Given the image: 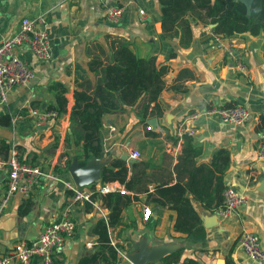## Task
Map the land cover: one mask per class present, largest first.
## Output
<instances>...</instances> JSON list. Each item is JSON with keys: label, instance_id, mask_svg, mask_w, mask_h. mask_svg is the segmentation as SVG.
Here are the masks:
<instances>
[{"label": "crops", "instance_id": "crops-1", "mask_svg": "<svg viewBox=\"0 0 264 264\" xmlns=\"http://www.w3.org/2000/svg\"><path fill=\"white\" fill-rule=\"evenodd\" d=\"M112 5L125 6L117 22L106 18V10ZM38 15L45 17L41 28L49 34L51 55L39 62L27 48L18 49L31 62L35 78L27 86L11 88L4 99L0 97V118L6 115L11 118L9 126L0 123V146L2 142L11 147L17 145L21 157L40 163L46 175L31 197L16 194L10 199L0 218V250L8 251L18 242L37 239L44 227L57 221L62 210L69 206L76 231L56 251L52 264H107L103 253L93 262L86 259L99 249L101 221L117 253V260L111 264H132L126 255L137 251L141 241L149 247L161 244L174 247L180 252L177 264L189 259L197 264H254L239 247L238 239L244 232L254 233L264 250V161L256 158L257 147L264 140V130L258 129L260 116L264 114L263 35L244 32L223 38L233 43L229 55L216 47L212 24L202 21H191L187 45L178 37H165L158 0H0V43L19 31L24 18ZM117 41H126L141 58L154 57L158 67L165 66L167 71L163 76L164 89L157 100L158 111L143 117L139 108H127L102 118L99 136L103 151L89 161L101 166L100 178L106 166L121 160L128 169L127 178L134 174L140 179L131 189L110 181L126 189L123 195L129 197L130 203L122 207L116 223V218H111L114 225L109 226L114 203L108 205L107 198L101 199L102 194L92 196L94 204L73 201L70 186L76 184L69 166L82 152V142L76 146L71 138L69 145L67 136L72 133L70 116L75 90L93 93L101 82V65L111 58ZM94 60L98 65L93 64ZM238 61L244 65V71L237 68ZM62 89L66 90L63 95L68 100L67 111L53 127H36L29 109L45 111L56 102ZM234 104H241L248 111V120L243 125L222 123L216 116L188 118L209 106ZM149 106L152 108L154 103ZM152 118L157 123L149 129L148 120ZM180 126L193 129L194 134L178 136ZM186 138L200 149L196 166L209 165L218 151H225L229 157L222 176L225 189L230 187L247 198L228 218L221 219L217 215L219 206L205 207L190 192H185L199 219L197 225L203 229L200 235L174 230L177 211L170 207L171 200L167 199L162 206L147 199L156 185H183L187 180L184 167H178ZM132 151L139 156L133 159ZM124 155L133 161L122 159ZM9 156V152L0 154V199L7 190L9 171L4 162ZM70 156L72 161L67 165ZM217 164L221 165L219 161ZM98 186L100 180L83 188L92 191ZM30 199L31 211L21 214L23 202ZM143 205L153 212L148 220L143 218ZM32 264L42 263L34 260Z\"/></svg>", "mask_w": 264, "mask_h": 264}, {"label": "trees", "instance_id": "trees-1", "mask_svg": "<svg viewBox=\"0 0 264 264\" xmlns=\"http://www.w3.org/2000/svg\"><path fill=\"white\" fill-rule=\"evenodd\" d=\"M162 34L165 37H178L184 45L191 38V21L198 20L206 24H212L211 31L221 38H228L235 34L247 32L251 35L262 34L264 38V0H251L247 7L241 0H158ZM94 60L93 64L98 65ZM102 64V63H100ZM101 82L97 83L93 93L85 90H75V104L73 105L70 120L72 133L68 134V144L73 138L76 146L82 142V152L77 154V159L82 166L86 165L89 158L96 157L103 151L100 140L102 118L108 113L124 111L127 108H139L141 116L149 112L158 111L157 100L164 89L165 66H159L154 57L141 58L137 56L126 41H117L113 54L108 61L101 65ZM98 72V71H96ZM62 89L56 97V102L45 111H57L61 116L67 111L68 100L63 95ZM150 103L154 106L150 108ZM231 106V105H228ZM57 120L52 119L50 126L53 127ZM0 123L3 126L11 124L10 116H2ZM77 127V129H76ZM258 129L264 130V114L260 116ZM191 139L186 138L182 156L178 167L183 166L187 173V180L182 184L176 183L169 187L156 185L154 195L150 193L148 200L164 206L166 200H171V208L177 211V219L174 230L187 235L203 234L199 227L198 217L191 208L185 192H190L194 198L201 201L205 207L212 205L220 206L223 201V173L228 164L229 157L225 151H218L209 165H195V158L200 149L191 144ZM11 146L8 142H2L0 154L10 153ZM82 158V159H81ZM72 161L68 158L67 165ZM219 161L220 164H217ZM128 169L121 160H114L106 166L101 173L100 185L118 181L126 189H131L140 183L137 175L131 174L127 178ZM215 172L218 174L216 175ZM138 174V173H137ZM98 195L94 193L92 196ZM108 200L107 204L114 203L108 225L113 226L112 217L117 218L122 207L130 203L129 197L119 192H108L101 195V199ZM161 198V199H160ZM164 199V200H162ZM33 201L25 200L21 207V214L31 211ZM99 249L87 261L93 262L98 255L103 253L104 262L111 264L117 260V253L111 246L107 236L106 225L99 222ZM107 257V258H106ZM180 252L174 251L165 255L161 264L180 262ZM181 264H197L189 259Z\"/></svg>", "mask_w": 264, "mask_h": 264}, {"label": "built area", "instance_id": "built-area-1", "mask_svg": "<svg viewBox=\"0 0 264 264\" xmlns=\"http://www.w3.org/2000/svg\"><path fill=\"white\" fill-rule=\"evenodd\" d=\"M125 6L112 5L106 10V18L111 22H117L121 17ZM144 15L143 10H139ZM45 22L44 15H38L34 18H24L18 32L0 43V97L4 99L8 91L15 86H27L35 78V70L28 59L23 58L19 48H27L39 62H44L51 55V42L49 34L41 28ZM216 42V47L223 53L232 54L233 43L227 41L211 31ZM239 71H244V65L238 61L236 64ZM29 115L33 117L36 127L50 125L52 119L58 121L60 115L57 111H42L35 108L29 109ZM202 116H216L222 123L233 125H243L248 120V111L241 104L231 106H209L201 111H195L189 115V119H197ZM13 119V123L16 122ZM152 126L149 125L150 129ZM191 136L193 129H185L180 126L178 136ZM130 156L134 159L139 153L132 151ZM256 158L264 161V140L259 143L256 150ZM2 161H0L1 164ZM9 171L7 190L0 199V218L8 207L10 199L16 194L23 198L31 197L36 189L42 183L45 177L44 170L40 163L24 160L21 157L20 149L17 145L11 147L10 156L4 162ZM73 191V201H88L94 204L92 195L106 194L115 190L120 194L127 193L123 187H117L111 182H106L89 191L77 185L70 186ZM247 198L244 194L237 193L228 187L223 191V201L217 210V215L221 219L228 218L234 211L244 205ZM142 215L145 220L153 216V212L148 205H143ZM76 231V222L74 221L70 207L66 206L60 215V218L46 225L38 236L32 242H18L8 251L0 250V264H32L34 260L42 264H52L55 253L61 249L65 243L74 236ZM238 245L254 264H264V250L261 247L259 237L251 232H244L238 239Z\"/></svg>", "mask_w": 264, "mask_h": 264}, {"label": "water", "instance_id": "water-1", "mask_svg": "<svg viewBox=\"0 0 264 264\" xmlns=\"http://www.w3.org/2000/svg\"><path fill=\"white\" fill-rule=\"evenodd\" d=\"M213 1V0H212ZM247 7H249L251 0H241ZM157 121L155 118L148 120V124L154 127ZM47 129V126H42L40 129ZM122 159L132 162L133 159L122 156ZM101 166L95 161H89L86 166H81L77 159H74L69 166V171L74 180V183L83 188L85 186L97 183L100 180ZM174 247L166 245H158L149 247L145 242H140L137 251L132 250L126 255V258L132 264H150L160 261L165 255L174 252Z\"/></svg>", "mask_w": 264, "mask_h": 264}]
</instances>
